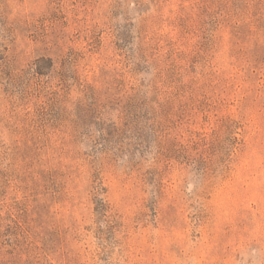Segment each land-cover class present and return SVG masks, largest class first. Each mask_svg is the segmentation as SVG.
Returning <instances> with one entry per match:
<instances>
[{
  "label": "rangeland",
  "instance_id": "1",
  "mask_svg": "<svg viewBox=\"0 0 264 264\" xmlns=\"http://www.w3.org/2000/svg\"><path fill=\"white\" fill-rule=\"evenodd\" d=\"M0 264H264V0H0Z\"/></svg>",
  "mask_w": 264,
  "mask_h": 264
}]
</instances>
